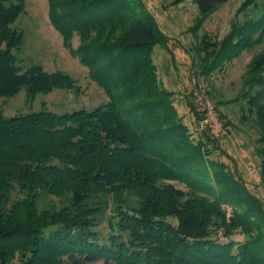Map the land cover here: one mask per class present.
Here are the masks:
<instances>
[{"label":"trees","instance_id":"obj_1","mask_svg":"<svg viewBox=\"0 0 264 264\" xmlns=\"http://www.w3.org/2000/svg\"><path fill=\"white\" fill-rule=\"evenodd\" d=\"M190 1L203 18L229 0ZM46 2L63 48L109 101L61 115L0 110V264H264V205L192 140L158 80L152 56L164 36L142 1ZM24 8L0 0V100L76 89L62 72L19 67L13 24ZM256 8L260 17L218 48L201 39L210 71L264 39V0ZM241 93L260 130L264 183V51L248 63ZM51 197L59 202L41 204ZM235 235L243 241L228 240Z\"/></svg>","mask_w":264,"mask_h":264},{"label":"rangeland","instance_id":"obj_2","mask_svg":"<svg viewBox=\"0 0 264 264\" xmlns=\"http://www.w3.org/2000/svg\"><path fill=\"white\" fill-rule=\"evenodd\" d=\"M156 20L163 33V44L153 51L158 80L162 87L172 93V100L182 118L183 124L191 133L195 143L199 141L211 153V159L221 163L225 171L242 179L248 191L264 205V183L260 179L261 137L253 115L245 109L242 99L243 79L250 60L264 51V39L243 51L230 62L214 65L204 62V55L197 49L202 38L219 47L223 40L245 22L257 20L261 13L262 0H229L217 6L210 14L200 18L196 5L190 0H141ZM23 13L13 24L22 33V44L14 51L22 70L32 65L41 66L46 72H62L75 81L72 90H53L29 99L24 91L14 97L0 100V110L5 118L32 112L49 111L61 115L78 110L92 111L106 104L109 99L104 91L88 77V70L70 56L63 48L62 39L52 27L48 17L46 0H24ZM256 3V4H255ZM79 40L72 39L73 48ZM171 52H166V49ZM175 53V55L172 54ZM204 89V96L215 108L225 135L211 137L198 126L196 93ZM189 104L193 105L194 113ZM180 190L187 191L183 185L175 184ZM19 197L16 192L13 199ZM58 203L56 198H46L41 204ZM225 207V206H223ZM229 210L228 207H225ZM98 231L105 236L109 232L107 220ZM242 242L243 237L235 235L231 239ZM228 240L221 239L222 242ZM12 264H19L14 261Z\"/></svg>","mask_w":264,"mask_h":264},{"label":"built area","instance_id":"obj_3","mask_svg":"<svg viewBox=\"0 0 264 264\" xmlns=\"http://www.w3.org/2000/svg\"><path fill=\"white\" fill-rule=\"evenodd\" d=\"M204 89L198 90L196 95L198 126L201 131H206L211 137L219 138L225 135L219 116L213 105L204 96Z\"/></svg>","mask_w":264,"mask_h":264},{"label":"crops","instance_id":"obj_4","mask_svg":"<svg viewBox=\"0 0 264 264\" xmlns=\"http://www.w3.org/2000/svg\"><path fill=\"white\" fill-rule=\"evenodd\" d=\"M166 52H171V49L167 48ZM173 55H175V53L172 52Z\"/></svg>","mask_w":264,"mask_h":264}]
</instances>
